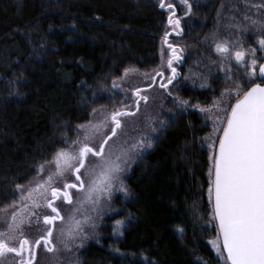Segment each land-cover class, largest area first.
<instances>
[{
  "label": "trees",
  "instance_id": "16d2710c",
  "mask_svg": "<svg viewBox=\"0 0 264 264\" xmlns=\"http://www.w3.org/2000/svg\"><path fill=\"white\" fill-rule=\"evenodd\" d=\"M187 1L192 13L174 10L182 31L172 36L156 0H0V209L94 109L110 106L113 80L159 67L166 33L184 48L179 90L209 104L223 87L213 47L236 37L255 45L264 8L253 6L261 0ZM208 131L194 111L170 121L127 181L122 235L90 247L89 264H217L210 159L199 146Z\"/></svg>",
  "mask_w": 264,
  "mask_h": 264
},
{
  "label": "rangeland",
  "instance_id": "374dc122",
  "mask_svg": "<svg viewBox=\"0 0 264 264\" xmlns=\"http://www.w3.org/2000/svg\"><path fill=\"white\" fill-rule=\"evenodd\" d=\"M156 2L159 5L164 3V8H166L171 16L174 10L176 11L179 8V5L186 9L188 15L192 13V7L190 11L188 9V5H191L188 1L186 4L182 0H156ZM169 4L172 5V8L167 7ZM174 18L178 19L176 14ZM169 31L172 36L177 35L171 26ZM172 36L168 35V43L177 49V54L180 57L178 61L173 62V67L177 73L176 76H178L184 62L185 53H183L184 48L180 45V42L177 39L174 40ZM164 37L160 43L161 62L159 67L153 71L129 69L124 72L122 77L113 80L110 84L112 93L110 106L94 109L90 119L75 128L73 141L56 152H75L79 146L77 142L83 141L86 134L90 136V139L86 142L91 146L98 147L103 137L111 134V125L94 134L87 132L90 125L98 123L104 116L118 109L135 113V115L121 118L123 122L122 128L117 131V135L106 146V155L109 159L114 160L117 156L121 157L120 163L123 171L118 174V179L113 181L109 191L93 193L92 200H87L86 194L94 179L90 174L91 169L95 168L97 173L100 171V161L91 156L89 157L86 169H81L85 190L83 192L77 191V189L69 190L73 197L71 205L65 203L62 198L55 201L61 215L65 218L63 223L60 221L56 222L53 237L51 238L56 251L48 252L42 245L39 248H34V264H89L87 251L90 247L103 246L110 237L116 238L122 235L121 233L126 226V221L120 218L119 215L123 212V202L129 197L127 181L139 162L153 150L156 143L163 137L170 121L191 111L197 112L203 119L204 126L209 129L208 133L199 139V146L208 152L210 159L213 155V149L210 145L214 141L218 145V138L222 133V131H214V128L221 129L224 126L219 122L224 120L227 112H230L231 105L235 103L236 85L240 86V90H247L246 88L251 84L260 83L258 71L264 61V48L260 47L258 41L264 38V36L258 38L255 45H249L245 39L236 37L233 42L228 43L229 47L233 45H236L237 48L242 47L246 52L245 61L237 63L234 55L232 59L226 60L221 54L217 53L215 45L213 53L222 61L221 82L223 87L211 96L209 104H204L201 101L194 102L192 98L185 97L179 90L182 88V84L177 82V78L173 79L171 84L168 83V78L172 76V72L167 67L170 49L164 44ZM253 50H255L254 56ZM253 58L256 60L254 75L252 68ZM158 71H162L164 75H157ZM191 75H193L197 83L199 80H203L201 73L195 72L194 74L191 73ZM205 80H207L206 84L202 82V84H199L201 88L210 86L208 79ZM162 85H167V87H162ZM195 88H197L196 85ZM137 90H139L141 96L148 97L147 103L141 100L137 106ZM201 109H205V111H201ZM149 143L151 147L147 146ZM133 145H137V147L133 148ZM56 153L49 160L41 164L45 166L43 175L38 174L37 171L35 176L22 185L25 192L37 180H46L47 176L55 171L53 158ZM40 166H38L37 170ZM65 181L79 183L75 180L74 175L65 172L63 177L54 176L53 186L63 191ZM19 196L20 192L16 189V199L0 209V218L6 215L5 211H3L4 209H7L8 214L19 210L10 207L13 202L19 204ZM98 197V202H94L97 201ZM41 203L43 202L41 201ZM31 211L34 212V215L31 216L30 221H26L22 225V231L23 235L30 241H35L40 239L45 234V229L49 227L43 223L44 215L54 214L44 206L31 209ZM70 217L81 221L83 227L82 233L74 231L71 236L61 234L62 229H68L71 225ZM118 222L123 223L120 229H117ZM4 230H6V226L0 222V231ZM217 232H215L209 244L215 254L217 264H226L225 254L218 255L216 249L210 243L216 239ZM10 243L15 245L17 241H10ZM27 258L28 254L25 253V259ZM19 260L20 257L8 254L3 259H0V264H18Z\"/></svg>",
  "mask_w": 264,
  "mask_h": 264
},
{
  "label": "snow or ice",
  "instance_id": "6c2138e0",
  "mask_svg": "<svg viewBox=\"0 0 264 264\" xmlns=\"http://www.w3.org/2000/svg\"><path fill=\"white\" fill-rule=\"evenodd\" d=\"M187 3V0H182ZM257 8H264V0L261 4L253 5ZM165 7L164 3L160 4ZM172 8V5H167ZM189 11L191 5H188ZM174 13L169 16L168 23L181 34L180 20L174 18ZM255 24L256 22L253 21ZM264 31V25H261ZM261 48H264V38L258 41ZM164 44L170 49L167 59V67L171 70L172 76L168 78V83L176 78V69L173 62L180 59L177 49L168 43V34H165ZM217 53L221 54L226 60L232 59L233 55L237 63L245 61L246 52L236 45L229 47L227 41L216 44ZM253 50V56H254ZM253 75L256 69V60L252 59ZM157 75L163 76L162 71ZM259 75L264 77V65L259 67ZM167 87V85H162ZM235 103L231 105L230 112H227L224 120L219 123L224 126L221 129L214 128V131H222V136L218 138V147L214 141L210 147L213 155L210 157L211 168L209 170L210 187L208 188L209 199L213 204V216L217 222V237L210 243L216 249L218 255L226 253V264H264V86L257 83L247 90H240L236 85ZM138 97L136 104L140 101L147 103L148 97L141 96L139 90L136 92ZM138 110V107H137ZM205 111V109H201ZM135 115L134 112L116 110L104 116L98 123L90 125L88 133H96L101 129L111 125L110 135H105L98 147L91 146L88 141L90 136L86 134L83 141H78L79 145L75 152L60 151L53 158L55 171L47 176L46 180H37L26 192L22 185H17L20 192L19 204L13 202L11 208L19 209L0 218L6 230L0 231V259L8 254L20 257L18 264H34V248L41 245L48 252L56 251L52 242L53 232L57 221L64 222V217L56 205L55 201L63 199L67 204L73 203L70 189L85 190L84 180L81 176V169H86L89 157L100 161V171L91 169L92 180L86 199L92 200L93 193L109 191L118 174L123 171L120 163L121 157L117 156L114 160L106 155V146L117 131L122 128V117ZM151 147L149 143L147 145ZM137 145H133L136 148ZM38 174L43 175L45 166L41 165L37 170ZM65 172L75 176L77 183L63 184V191L53 186L54 176L63 177ZM99 197L97 198L98 202ZM41 201L43 203H41ZM47 207L54 215H44L43 223L49 227L45 229V234L35 241H30L23 235L22 225L30 221L34 212L31 209ZM72 222L68 229H62L61 234H71L75 231L83 232L82 223L69 218ZM123 223H117V229L122 228ZM180 231H183L181 229ZM122 234V233H121ZM10 241H17L13 245ZM25 253L28 258L25 259Z\"/></svg>",
  "mask_w": 264,
  "mask_h": 264
},
{
  "label": "water",
  "instance_id": "95a60500",
  "mask_svg": "<svg viewBox=\"0 0 264 264\" xmlns=\"http://www.w3.org/2000/svg\"><path fill=\"white\" fill-rule=\"evenodd\" d=\"M261 65H264V61H263V63ZM258 78L260 79V83L259 84H261L262 86H264V77H261L259 75V71H258ZM252 86H254V85H252ZM221 136H222V133H221ZM217 147H218V145H217ZM216 227H217V222H216ZM217 231H218V229H217ZM224 254H225V257H226V253H224Z\"/></svg>",
  "mask_w": 264,
  "mask_h": 264
}]
</instances>
